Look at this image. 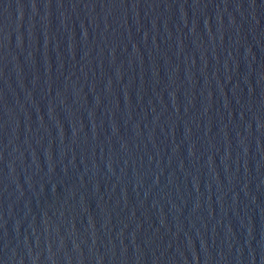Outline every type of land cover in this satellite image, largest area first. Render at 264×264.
Masks as SVG:
<instances>
[{
	"label": "water",
	"instance_id": "obj_1",
	"mask_svg": "<svg viewBox=\"0 0 264 264\" xmlns=\"http://www.w3.org/2000/svg\"><path fill=\"white\" fill-rule=\"evenodd\" d=\"M0 264H264V0H0Z\"/></svg>",
	"mask_w": 264,
	"mask_h": 264
}]
</instances>
